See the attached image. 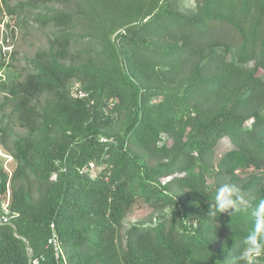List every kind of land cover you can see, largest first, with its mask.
Wrapping results in <instances>:
<instances>
[{
  "label": "trees",
  "instance_id": "obj_1",
  "mask_svg": "<svg viewBox=\"0 0 264 264\" xmlns=\"http://www.w3.org/2000/svg\"><path fill=\"white\" fill-rule=\"evenodd\" d=\"M173 1L1 0L43 40L20 76H0V145L14 161L0 164V215L11 194L0 264H244L264 201V115L250 110L264 98V0H197L189 15ZM214 32L236 59L207 56L183 74ZM237 168V198H253L209 216ZM221 170L230 179L207 184ZM134 205L156 214L123 233Z\"/></svg>",
  "mask_w": 264,
  "mask_h": 264
},
{
  "label": "rangeland",
  "instance_id": "obj_2",
  "mask_svg": "<svg viewBox=\"0 0 264 264\" xmlns=\"http://www.w3.org/2000/svg\"><path fill=\"white\" fill-rule=\"evenodd\" d=\"M1 2V0H0ZM197 0H174L173 1V7L175 10L181 12L182 14H191L193 12V8L195 6V3ZM2 11H0V63H4L3 68L0 71V76L2 78H5L8 82L12 81L16 76H20L19 73H22L21 66L24 64V58H30L33 56L34 50L39 47L42 44V34L36 30L31 29L32 26L22 27L21 22L19 23V17L16 15H10L4 11V7L1 2ZM36 27V26H35ZM212 34V33H211ZM222 35V34H221ZM226 40L219 38L217 33H213L212 35H209L207 37V40L204 42H196L200 43L198 44L201 48V50L198 52H193L192 48L190 49L191 53L194 54L191 56V59L189 60L188 64L185 67H181V72L183 74L187 75V72H190L192 69H196L200 67L201 65H204L205 61L207 60V56L212 57L214 60H218V58L222 55L226 58L234 59V47L233 42L230 41L229 36L225 37ZM237 42V41H234ZM9 46V47H8ZM14 52V59H12V56H10L9 53ZM196 53V54H195ZM186 54V52H185ZM184 54V55H185ZM208 54V55H207ZM218 56V57H217ZM236 59V58H235ZM8 61L11 62V65H7ZM10 64V63H9ZM212 67H207V73L212 72L215 70V63H211ZM214 65V66H213ZM255 65V62L252 60L249 64H247L248 67H252ZM257 74L261 76V78L264 80V69L259 68L257 70ZM264 90V87H263ZM261 96V95H260ZM158 100L155 98L153 102ZM260 112L264 115V98L260 99H253L250 104V110H254ZM228 141L226 138H223L219 141L217 148L215 150V157L211 161L212 166L215 170H219L221 167V157L222 154L229 148L228 147ZM8 153L2 148L0 145V164L4 166L5 161L7 160ZM14 161L11 160L7 164V168L12 169L13 168ZM240 168H237L235 170L236 175H238V178L235 180V182L232 184L236 188L239 184L242 183V181L245 178V175L241 174L239 172ZM215 172H207L205 174L207 184L214 185L218 180H221L222 182L227 181L230 179V176L227 177H221L219 179L220 174H222V170L220 173L214 174ZM196 175H198V171H195ZM252 195L248 194L247 197H239L236 200V208H230V210H233L235 212H238L239 210H242L243 207L246 206V204H249V202L252 199ZM156 214V211L153 210L148 205H134L132 208V212L130 214V217L126 218L125 221L122 224L121 231L124 233L127 228L137 222H150L154 219V215ZM231 264V263H229ZM256 264H264V262L257 258Z\"/></svg>",
  "mask_w": 264,
  "mask_h": 264
},
{
  "label": "clouds",
  "instance_id": "obj_3",
  "mask_svg": "<svg viewBox=\"0 0 264 264\" xmlns=\"http://www.w3.org/2000/svg\"><path fill=\"white\" fill-rule=\"evenodd\" d=\"M3 167L5 168V166ZM238 196H240V190L234 185L224 184L220 186L216 190L214 202L208 205L207 214L215 217L221 213H226L230 216L233 211L229 212L228 210L236 208ZM252 215L255 217V224L244 238L247 245L241 254V260L244 261V264H256L257 258L264 256V201H261L253 209Z\"/></svg>",
  "mask_w": 264,
  "mask_h": 264
},
{
  "label": "built area",
  "instance_id": "obj_4",
  "mask_svg": "<svg viewBox=\"0 0 264 264\" xmlns=\"http://www.w3.org/2000/svg\"><path fill=\"white\" fill-rule=\"evenodd\" d=\"M79 93H81V92H79ZM82 94V93H81ZM12 159V157L11 156H8L7 157V160L5 161V163H4V166H5V169L6 170H8V171H10V168L8 169L7 168V164L9 163V161ZM93 168H94V164L93 163H89V165L88 166H86L83 170H82V172H84L85 173V175L87 176V171H90L91 173H93L94 171H93ZM94 176V175H93ZM10 196H11V194H10V189H9V186H7V192H6V196H5V199L3 200V202L1 203L2 205H1V209H2V211H3V213L0 215V221L1 222H8L9 221V218L11 217L10 216V210H9V205H10ZM51 227H52V232H53V234H52V236H51V239L49 240L52 244H53V246L55 247V249H57L60 253H61V247H60V244H59V240H58V238H57V235H56V232H55V230H54V227H53V224L51 225ZM64 260V262H65V259H63ZM32 262L33 263H37V259H34V260H32Z\"/></svg>",
  "mask_w": 264,
  "mask_h": 264
}]
</instances>
